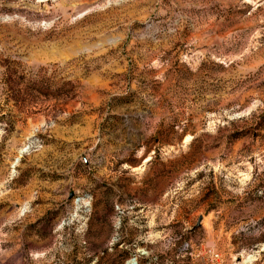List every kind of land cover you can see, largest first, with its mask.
Masks as SVG:
<instances>
[{
  "label": "rangeland",
  "instance_id": "374dc122",
  "mask_svg": "<svg viewBox=\"0 0 264 264\" xmlns=\"http://www.w3.org/2000/svg\"><path fill=\"white\" fill-rule=\"evenodd\" d=\"M0 264H264V0H0Z\"/></svg>",
  "mask_w": 264,
  "mask_h": 264
},
{
  "label": "water",
  "instance_id": "95a60500",
  "mask_svg": "<svg viewBox=\"0 0 264 264\" xmlns=\"http://www.w3.org/2000/svg\"><path fill=\"white\" fill-rule=\"evenodd\" d=\"M202 220H203V218L201 217V218L199 219V221H198V224H197L196 228H198V227L201 226Z\"/></svg>",
  "mask_w": 264,
  "mask_h": 264
},
{
  "label": "trees",
  "instance_id": "16d2710c",
  "mask_svg": "<svg viewBox=\"0 0 264 264\" xmlns=\"http://www.w3.org/2000/svg\"><path fill=\"white\" fill-rule=\"evenodd\" d=\"M20 95H21V91H19V92L17 93V96H18V97H20Z\"/></svg>",
  "mask_w": 264,
  "mask_h": 264
}]
</instances>
